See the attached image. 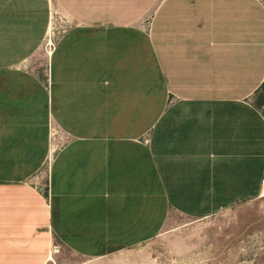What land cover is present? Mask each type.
<instances>
[{"label":"crops","instance_id":"obj_1","mask_svg":"<svg viewBox=\"0 0 264 264\" xmlns=\"http://www.w3.org/2000/svg\"><path fill=\"white\" fill-rule=\"evenodd\" d=\"M263 189L264 0H0V264L105 257Z\"/></svg>","mask_w":264,"mask_h":264},{"label":"rangeland","instance_id":"obj_2","mask_svg":"<svg viewBox=\"0 0 264 264\" xmlns=\"http://www.w3.org/2000/svg\"><path fill=\"white\" fill-rule=\"evenodd\" d=\"M65 23L55 11L51 12L42 45L22 62L23 68L33 72L37 63L49 64L50 57L42 56L44 48L56 42ZM45 71L48 73L49 68ZM49 167L46 162L45 169ZM161 231L164 235L96 262L58 245L51 249L57 264H82L84 260L86 264H264V191L258 199L243 201L205 218L171 213Z\"/></svg>","mask_w":264,"mask_h":264},{"label":"bare ground","instance_id":"obj_3","mask_svg":"<svg viewBox=\"0 0 264 264\" xmlns=\"http://www.w3.org/2000/svg\"><path fill=\"white\" fill-rule=\"evenodd\" d=\"M50 10H51V12H52V11L54 12L52 6H51ZM54 45H55L54 42H50V43H48V44L46 45V47L44 48V51H43V55H42V56H44V55H48V56L50 57ZM52 134H53V137L55 138L56 131H53ZM53 153H54L53 148H51L50 155H49L48 160H47L49 166H50V164H51V162H52V159H53ZM263 191H264V189H263ZM163 230H164V229H163ZM162 232H163V231H161V232L159 231V233H158L157 235H160V236H161V234L164 235L165 232H164V233H162ZM174 248H176V247H174ZM177 249H178V247H177ZM101 258H102V257H101ZM101 258H91V259H92L94 262H96L98 259H101ZM116 260H118V259H115L114 261H116ZM114 261H113V262H114ZM49 262H50V264H57V262L55 261V253L53 252V249H51V253H50V256H49V259H48V263H49ZM90 262H91V260H90ZM48 263H47V264H48ZM118 263H119V262H117V263H115V264H118ZM82 264H86V260L82 261Z\"/></svg>","mask_w":264,"mask_h":264}]
</instances>
